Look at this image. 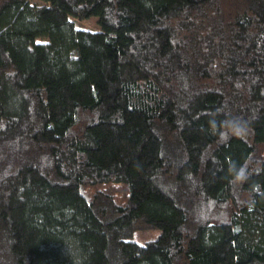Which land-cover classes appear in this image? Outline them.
I'll return each mask as SVG.
<instances>
[{"label": "trees", "instance_id": "1", "mask_svg": "<svg viewBox=\"0 0 264 264\" xmlns=\"http://www.w3.org/2000/svg\"><path fill=\"white\" fill-rule=\"evenodd\" d=\"M0 264H264V0H0Z\"/></svg>", "mask_w": 264, "mask_h": 264}, {"label": "rangeland", "instance_id": "2", "mask_svg": "<svg viewBox=\"0 0 264 264\" xmlns=\"http://www.w3.org/2000/svg\"><path fill=\"white\" fill-rule=\"evenodd\" d=\"M76 25L82 26V27L95 28L97 26L96 17L95 16H90V17H87V18H83L81 20H77L76 21ZM159 231L160 230L158 228L136 231L133 234V238L136 241H138L140 243H143L147 239L156 237L158 235Z\"/></svg>", "mask_w": 264, "mask_h": 264}]
</instances>
